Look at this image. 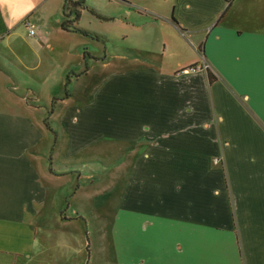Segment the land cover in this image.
Listing matches in <instances>:
<instances>
[{"label":"crops","instance_id":"crops-1","mask_svg":"<svg viewBox=\"0 0 264 264\" xmlns=\"http://www.w3.org/2000/svg\"><path fill=\"white\" fill-rule=\"evenodd\" d=\"M63 3L0 0V91L72 75L50 114L28 93L25 113L0 101V264H72L88 240L68 212L89 179L78 161L117 171L118 248L135 263L264 264V0H171L163 18L179 33L159 51L85 73Z\"/></svg>","mask_w":264,"mask_h":264},{"label":"rangeland","instance_id":"rangeland-1","mask_svg":"<svg viewBox=\"0 0 264 264\" xmlns=\"http://www.w3.org/2000/svg\"><path fill=\"white\" fill-rule=\"evenodd\" d=\"M170 5L171 0H85L81 8L80 19L76 22V26L104 37V39L97 40L90 36H84L78 32H71V35H73L72 37L75 38L73 43H70V50H80L82 53V49L85 47V51L95 57H88L87 61L89 60L98 65L96 72H101L99 65H101L100 63L102 62H115L117 58L120 57H143V51L139 50L138 47H141L146 52L149 49L159 51L166 40L171 39L173 37L172 35H175V33H179L176 28H171L165 24L163 18L165 15L169 16ZM156 10L159 13L161 12L162 15L153 18L152 15H150V11ZM94 11L102 15H109L110 19H100ZM24 29L26 28H24L23 25L17 28L21 36L25 34ZM18 46L20 47V44H18ZM73 59H76V54L73 55ZM84 62L85 60L78 68H84ZM93 70H95V68ZM18 72L16 73L17 78H21L22 76L29 78L32 71L26 72L20 70ZM95 76L93 82L96 80ZM81 78L85 80L84 77ZM11 80L12 83H14L12 78ZM79 81L80 80H78V82ZM30 82L32 88L28 90L32 89L33 91L30 90L26 92V86L19 81L15 83V91L9 88L0 91V101H8V113H25L26 93L30 96H34L36 99H32L34 102L37 101L39 104H42L41 109L45 113L46 110L53 105L51 100L53 96L65 94V87L63 89V85L58 86L57 84L47 89L45 85L38 84L35 80ZM77 83L72 86L71 92L73 93L72 96H74L73 99H76L75 102L81 103L82 100L80 101L79 99H83L85 93L83 89L81 90L77 86L83 87L85 83L86 85L90 83L81 82L78 85ZM0 108L5 109L3 106ZM35 113L37 112L35 111ZM34 116L36 119H39L40 113L38 112V114ZM48 124L55 125L54 122H48ZM52 136L53 134H51V132L48 133L46 130V137L43 141L46 149L47 141L48 139L52 141ZM98 162L99 161H95L93 163L92 167L94 168L92 171L87 170V167L90 165H85L89 162L82 163V161H78L73 163L77 171L81 172L83 177L85 176L89 179L83 181L82 190H80L78 196L69 199L70 206L68 212L72 213L76 211L84 216V218L78 220V225L81 227V236H88V240L85 239V246L79 244L78 253L75 255L72 264H137L138 262L135 263L137 257H135L131 251H123L120 249V246L118 248L116 234L117 213L115 209V190L117 184L115 176L117 171L108 177L106 171L99 165L101 163ZM62 187V190H64V186ZM56 202L57 201H55V203ZM60 202V205H63L64 200L61 198ZM64 207L65 204L63 208ZM50 209L53 210L54 207L51 206ZM123 242L129 247L134 241L130 239ZM87 245H90L88 251L86 250Z\"/></svg>","mask_w":264,"mask_h":264},{"label":"trees","instance_id":"trees-1","mask_svg":"<svg viewBox=\"0 0 264 264\" xmlns=\"http://www.w3.org/2000/svg\"><path fill=\"white\" fill-rule=\"evenodd\" d=\"M85 0H64L63 6H62V17H61V21H60V27L61 29L68 31V32H78L84 36H90L92 38H95L97 40H101L102 38L104 39V37H101L97 34H94L93 32L87 31L83 28H79L76 26V22L80 19L81 16V8L84 5ZM95 14L100 18V19H104V20H108L110 19V16L108 15H102L96 11H94ZM102 39V40H103ZM83 56L85 59V63H84V68L82 70V72H86L88 69V63H87V58L89 57V55L87 54V51H85V47L83 48ZM71 73L66 75V80H65V94L64 96H68V90H67V86L70 82V78H71ZM57 98H53L52 99V104L50 106V108L48 109V113L50 114L52 112L54 103L56 102ZM46 126L52 130L49 127L48 121L47 119L45 120ZM54 132V131H53ZM55 135V132H54ZM89 246L87 245V248Z\"/></svg>","mask_w":264,"mask_h":264},{"label":"built area","instance_id":"built-area-1","mask_svg":"<svg viewBox=\"0 0 264 264\" xmlns=\"http://www.w3.org/2000/svg\"><path fill=\"white\" fill-rule=\"evenodd\" d=\"M24 25L27 28L29 35L32 36L35 34V29L28 19L24 20ZM215 162H218V159H215Z\"/></svg>","mask_w":264,"mask_h":264}]
</instances>
